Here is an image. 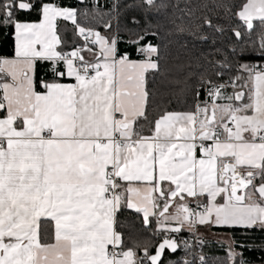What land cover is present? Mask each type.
Instances as JSON below:
<instances>
[{"label": "crops", "instance_id": "crops-1", "mask_svg": "<svg viewBox=\"0 0 264 264\" xmlns=\"http://www.w3.org/2000/svg\"><path fill=\"white\" fill-rule=\"evenodd\" d=\"M18 7L27 11L30 4ZM240 18L264 20V0H247ZM76 25V10L46 4L40 21L16 23L14 57L0 60L6 108L0 118V264H136L132 251L120 249L122 205L159 234L196 233L201 241L216 237L213 227L264 224V198L255 192L264 176V69L232 100L217 102L218 96L194 112L170 113L151 136L138 138L134 127L146 110V74L157 68L156 47L141 48L140 58L120 57L115 38L91 30L94 41L80 51L86 68L76 71L74 62L59 60L63 42L74 44L85 30L73 33ZM38 61L74 82L37 90ZM216 130L220 141L208 152L196 143ZM116 133L129 140L125 148L115 145ZM225 162L235 167L229 169L237 190L220 175ZM110 172L114 199L106 195ZM196 200L208 210L192 225L188 207ZM42 220L54 226L47 244L40 241ZM113 249L118 257L110 260Z\"/></svg>", "mask_w": 264, "mask_h": 264}, {"label": "trees", "instance_id": "trees-1", "mask_svg": "<svg viewBox=\"0 0 264 264\" xmlns=\"http://www.w3.org/2000/svg\"><path fill=\"white\" fill-rule=\"evenodd\" d=\"M12 1L0 0V60L14 57L16 23L40 21L46 4L76 10L73 33L79 27L98 31L112 40L116 34L119 56L140 58L141 48L156 47L157 68L146 74V110L134 127L138 138L151 136L163 116L194 112L202 98L203 80L235 81L234 87L221 90L217 102L221 96L232 100L237 90L246 88L251 74L264 69V20L255 21L254 30L248 33L240 18L247 0H120L116 14L113 5L102 8V0H25L30 4L27 11L18 7L23 0L11 5ZM82 44L80 38L71 45L64 41L62 50L70 51ZM51 68L52 63H36L37 90H45L49 83L74 82ZM5 117L0 95V118ZM262 184L264 176L256 186ZM116 231L122 238V251H132L136 264H151L149 258L161 242L154 224L145 225L139 212L122 205L116 215ZM211 232L216 237L202 238V250L197 255L181 250L167 252L161 264H264V224L213 227ZM53 240V223L42 220L40 241L47 244ZM185 255L193 261L185 263Z\"/></svg>", "mask_w": 264, "mask_h": 264}, {"label": "built area", "instance_id": "built-area-1", "mask_svg": "<svg viewBox=\"0 0 264 264\" xmlns=\"http://www.w3.org/2000/svg\"><path fill=\"white\" fill-rule=\"evenodd\" d=\"M120 0H102L101 7L102 8H108L110 5H113L115 8V14L117 13V6L119 4ZM117 20V15L115 16V22ZM117 31L115 30V33ZM81 40L83 41V44L69 52L62 53L59 56L60 61H72L74 62L75 70L76 71H81L86 68V65L82 62L81 57H80V51L89 45L92 44L94 41V36L93 32L90 29H85L82 31L80 35ZM115 40L117 43V35L115 34ZM120 57H125V56H120ZM234 87L235 86V81H223V82H211L208 80H203L201 85H200V92H201V97L197 103H196V108L198 109L202 105H213L217 101V97L219 96L221 90L228 88V87ZM117 120L123 121L124 117L123 115H117ZM228 129L232 128V125H228ZM220 131L216 130L213 132V137L212 138H203L199 137L196 139V143L200 144L205 151H209V147L212 143L220 141ZM263 135H261L260 140H262ZM115 145H117L120 148H125L126 147V142L129 140L127 139H122L119 134H115L114 139H113ZM2 145V141L0 139V146ZM226 167H227V162H225L221 167H220V175L223 179H227L230 181V187L234 185V179L226 173ZM247 176L250 174H246ZM110 186L108 187L106 191V195L109 199H114L116 196V181L114 177V173L110 172ZM208 210V204L205 202H199V201H192L189 204L188 211H189V222L192 225H196L197 223V218L198 215L206 213ZM160 238L161 242L162 241H171L174 242L178 245L179 250L183 251L186 254H191V255H197L201 250H202V241L200 237L196 233H182V232H167L164 234H161L160 236H157ZM108 257L110 260H115L118 257V253L116 250H112L109 252ZM183 261L185 263H191L192 257H189L188 255H185L183 258Z\"/></svg>", "mask_w": 264, "mask_h": 264}, {"label": "water", "instance_id": "water-1", "mask_svg": "<svg viewBox=\"0 0 264 264\" xmlns=\"http://www.w3.org/2000/svg\"><path fill=\"white\" fill-rule=\"evenodd\" d=\"M15 2H17V0H13L11 2V5H13ZM245 26L247 28L248 33H251L254 30V23H245ZM214 121V111L212 110L210 113V119H209V123ZM226 184L229 185L230 181L227 180ZM255 192L264 198V184L259 185L255 188ZM179 251V247L176 243L171 242V241H162L160 242L156 249H155V253L153 255L150 256L149 261L151 264H161V262L163 261L166 253H171V254H175Z\"/></svg>", "mask_w": 264, "mask_h": 264}, {"label": "bare ground", "instance_id": "bare-ground-1", "mask_svg": "<svg viewBox=\"0 0 264 264\" xmlns=\"http://www.w3.org/2000/svg\"><path fill=\"white\" fill-rule=\"evenodd\" d=\"M230 166L232 167L233 166V169L235 170V167L234 165H232L231 163L228 164V167L226 168V173H228L233 179H234V185H233V188L235 190H237V186H236V181H235V177L233 176L232 172L230 171ZM233 171V170H232ZM235 173V172H234ZM235 175L237 176V173H235ZM241 176V175H240Z\"/></svg>", "mask_w": 264, "mask_h": 264}, {"label": "rangeland", "instance_id": "rangeland-1", "mask_svg": "<svg viewBox=\"0 0 264 264\" xmlns=\"http://www.w3.org/2000/svg\"><path fill=\"white\" fill-rule=\"evenodd\" d=\"M13 255H14V254H13ZM8 257L10 258V257H12V255H9ZM5 261H7V260H5ZM24 261H26V259H25ZM10 264H11V263H10Z\"/></svg>", "mask_w": 264, "mask_h": 264}]
</instances>
